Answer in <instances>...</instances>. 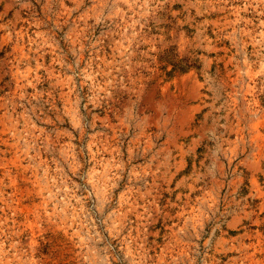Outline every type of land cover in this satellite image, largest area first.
Instances as JSON below:
<instances>
[{"label":"rangeland","instance_id":"1","mask_svg":"<svg viewBox=\"0 0 264 264\" xmlns=\"http://www.w3.org/2000/svg\"><path fill=\"white\" fill-rule=\"evenodd\" d=\"M0 264H264V0H0Z\"/></svg>","mask_w":264,"mask_h":264}]
</instances>
